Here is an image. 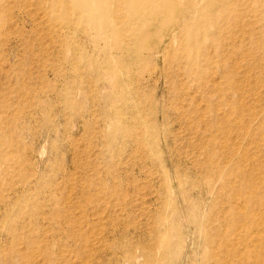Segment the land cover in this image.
<instances>
[{
  "label": "rangeland",
  "instance_id": "1",
  "mask_svg": "<svg viewBox=\"0 0 264 264\" xmlns=\"http://www.w3.org/2000/svg\"><path fill=\"white\" fill-rule=\"evenodd\" d=\"M0 264H264V0H0Z\"/></svg>",
  "mask_w": 264,
  "mask_h": 264
}]
</instances>
